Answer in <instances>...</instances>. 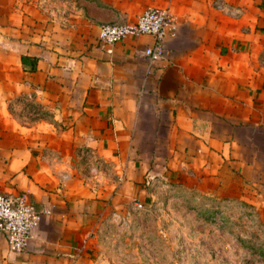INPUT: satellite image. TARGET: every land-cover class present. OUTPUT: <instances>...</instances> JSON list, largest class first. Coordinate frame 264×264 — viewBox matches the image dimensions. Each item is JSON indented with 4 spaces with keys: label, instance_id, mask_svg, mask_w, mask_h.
<instances>
[{
    "label": "crops",
    "instance_id": "0c3cea01",
    "mask_svg": "<svg viewBox=\"0 0 264 264\" xmlns=\"http://www.w3.org/2000/svg\"><path fill=\"white\" fill-rule=\"evenodd\" d=\"M156 7L160 60L148 34L100 42ZM0 192L50 209L0 264H120L117 221L149 231L158 203L154 263L183 238L195 264H264V0H0Z\"/></svg>",
    "mask_w": 264,
    "mask_h": 264
},
{
    "label": "built area",
    "instance_id": "2783aa9c",
    "mask_svg": "<svg viewBox=\"0 0 264 264\" xmlns=\"http://www.w3.org/2000/svg\"><path fill=\"white\" fill-rule=\"evenodd\" d=\"M171 20L168 8L145 9L132 22L102 24L99 40L103 44H114L128 37L151 35L155 39V44L153 47L146 48L144 54L151 62H155L163 57L161 42L170 30ZM137 207L141 208L142 205L137 203ZM49 213L50 209L37 210L23 194L12 195L0 192V234L4 236L10 250L23 251L31 238L33 229L38 226L42 214Z\"/></svg>",
    "mask_w": 264,
    "mask_h": 264
},
{
    "label": "rangeland",
    "instance_id": "374dc122",
    "mask_svg": "<svg viewBox=\"0 0 264 264\" xmlns=\"http://www.w3.org/2000/svg\"><path fill=\"white\" fill-rule=\"evenodd\" d=\"M81 152V151H80ZM87 153L85 151H83V153H80V157H84L86 158V160H82L83 161V173L87 176V178H93L96 179L98 174V167L95 165V163L93 161H91L90 159H88L86 157ZM89 155L91 156L90 152ZM228 206H233V203L228 204ZM163 208V209H162ZM167 205L166 204H161L158 203V205H153L151 208H148L146 210V218L143 219V221L140 224V227H143V224H145L144 222H147V227L151 228V230L153 229V225H154V221L155 220H160L158 218H160V216L155 214V211H158V209H161L162 211H164L165 213L169 212L167 210ZM223 210V209H221ZM220 210V211H221ZM221 214V212H219L217 214V217H219V215ZM231 214V213H230ZM229 214V215H230ZM232 216L234 214H231ZM230 215V216H231ZM164 217H166V220L164 219V221H169L170 217H169V213L166 215H163ZM246 216V217H245ZM133 216L128 217V219L126 220H119L117 221L116 224L118 225H124V227L126 228V230L124 231L121 240H116L115 241V246H122V250H121V254H119V259L121 260L120 264H156L154 263L153 260L151 259L150 254H152L153 252V240H154V236H153V230H149V231H143V230H138V224L136 225L137 221H133L132 219ZM224 217H228V215L224 216ZM240 217V215L238 216ZM242 218H247V219H251V217H253L252 214H247V215H242ZM240 217V219H241ZM209 221L213 222V224L217 223V227L218 229H221L220 226L224 229V228H229V226H231V222L235 221V218H230L228 221L227 219H220V218H216V215L212 214L209 217ZM132 219V220H131ZM163 221V222H164ZM226 221V222H225ZM220 225V226H219ZM165 232V231H164ZM190 232V231H188ZM108 233V231H107ZM118 232H116L117 234ZM146 234V238L144 241L143 240V235L145 236ZM110 241V238L108 239ZM104 243L106 244V239L104 238ZM108 244V243H107ZM115 249H117V247H115ZM190 246L187 244V242L183 239V238H179L178 242H177V248H176V254L174 256L175 261L172 262H163L162 264H195L196 261V254L195 252H191L190 251ZM193 250V249H192ZM194 251V250H193ZM145 254H148V257L145 256ZM138 257H140V260L142 257H145V262L142 261V263H140ZM191 260H193L194 262H192ZM250 261V260H248ZM119 264V263H118ZM232 264V263H230Z\"/></svg>",
    "mask_w": 264,
    "mask_h": 264
}]
</instances>
